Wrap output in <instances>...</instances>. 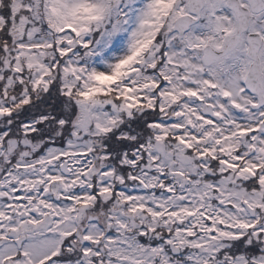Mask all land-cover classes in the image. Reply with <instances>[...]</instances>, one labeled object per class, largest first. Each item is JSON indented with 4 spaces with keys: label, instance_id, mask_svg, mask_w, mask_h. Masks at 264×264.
Here are the masks:
<instances>
[{
    "label": "snow or ice",
    "instance_id": "snow-or-ice-1",
    "mask_svg": "<svg viewBox=\"0 0 264 264\" xmlns=\"http://www.w3.org/2000/svg\"><path fill=\"white\" fill-rule=\"evenodd\" d=\"M0 264H264V0H0Z\"/></svg>",
    "mask_w": 264,
    "mask_h": 264
}]
</instances>
